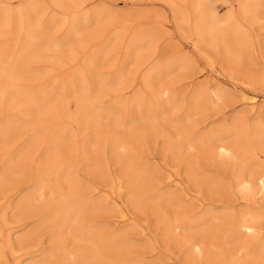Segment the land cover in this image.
Listing matches in <instances>:
<instances>
[{"label": "rangeland", "instance_id": "rangeland-1", "mask_svg": "<svg viewBox=\"0 0 264 264\" xmlns=\"http://www.w3.org/2000/svg\"><path fill=\"white\" fill-rule=\"evenodd\" d=\"M77 1L82 0L65 1V4H62L64 6H60L53 0H4V4L12 8H21L24 4L30 5L34 2L47 6L42 20L45 24L53 25L52 30L56 32L60 42L68 35L72 20L76 18L82 20V26L70 38L65 47L51 46L41 53L42 57L35 62L34 74L30 77L33 80L24 81L23 84L28 86L29 90L47 89L49 93H54L71 84L76 80L77 75L85 74L88 87L95 91L98 85L92 77L91 68L92 65L99 64L100 72L104 77L103 79L101 77L99 81L101 80L102 83L104 81L103 84H105L102 85L105 95L102 106L119 110L121 119L129 123L128 129L121 126L113 128L109 125L112 118L100 116L99 123L104 136L109 137L115 133L127 142L129 138L133 140L134 135L137 136L139 133H152L151 137H147V139L150 138L149 141L145 139L146 141L141 143L142 145L137 143L134 151L141 154L139 159L140 156L142 158L145 156L143 161L140 159V163H143L141 164L146 181L143 183L137 180H135L137 182L130 181V171L125 169L123 165L127 158V153L124 156L127 149L124 148L120 150L121 155L118 154L117 157L108 145L106 148L104 144V148L103 144H99V148L97 146L95 149L101 147L100 151L102 148L105 150L99 154V156L103 152L105 154L102 155L105 173L100 174L92 169L90 164L94 162L95 154L99 150L92 151L94 157L90 156L91 153H89L90 158L83 160L82 151L88 140V130L82 132L72 118L61 115L50 128L54 130L62 128L64 134L72 133L75 137H69L67 144L60 149V155L64 160L71 162L72 170L78 178L79 187L73 190L66 181H62L59 187L52 178H49L51 180L50 185L41 188L40 179L44 177L43 173L50 171L55 166L52 162L55 151L50 152L51 156L47 155L48 150L45 142H42L31 151L28 157H18L20 151L33 138V132L30 129V131L25 130L22 135L16 138L17 140L13 139L11 140L13 142L7 141L4 145H0V225L4 230L0 235V248H3L6 253V264H15L17 260L26 257L29 259L25 260L24 264H33L35 260L42 263L44 258L50 259L58 251L61 253L58 252L59 255L63 256H61V262L57 264H81L88 254V245L84 242L75 241L69 229L62 226L63 214L58 219L55 218L50 213L49 206H51L52 198H55L59 193L72 195L75 192L72 197L76 199L91 190L87 187L95 188L91 194L94 198L91 200L95 202L101 200L100 202L105 204H102L104 211L101 209L95 211L96 213L83 215L85 220L83 222L88 224L85 227H90V223L94 224L97 233L110 237L109 244L114 245V241H128L120 242L122 243L118 245L119 248L121 247L120 249L114 247L109 250L110 245L106 244L107 248L98 254L97 259L84 264H128L127 260L133 262L129 264H139L140 261L143 264H192L191 258L193 264H199L201 262L200 255L193 250H187L188 245L182 246L185 244L182 237L185 239L194 235L198 236L203 229L211 233V235L207 234L201 242L203 259L208 264H218L221 255L227 252L233 255L232 260L236 261L235 264H249L245 262L246 248L239 249L238 243L227 241V239H231L227 236L230 233L231 215L242 209L261 212L264 231V200L261 199V196H257L254 200L243 198L236 188V177L239 169L235 162L228 157L222 158L218 155L219 158H217L216 154H212L210 143H206L208 146L203 145L204 143H200V139L195 138L198 141H192L190 145V141L186 137L187 133H184L183 130L187 132L186 129H197L196 132L194 131L197 134L194 137L200 138L203 135V133L201 134L203 127L207 131L211 126H215L209 130L215 132L214 128L218 126L217 129H220L219 126L225 124L223 125L224 129H227L226 134H224L228 141L233 145L238 146V143H241L242 147L245 146H243V132L239 133L242 130L239 129L242 128L240 125L244 123L242 119L249 118L245 122L249 121L248 124L258 121L255 115L260 114L257 112L261 111L258 105L264 99V0L263 4H260V6L262 5L261 8L258 6L259 10L257 8L255 11L246 14H244L242 6L249 0H205L222 19L219 26H225V19L233 14L232 24L238 26L242 36L244 35L246 42L242 43L239 40L240 43L236 41V44L233 40L232 48L229 44V50L231 48L235 52V48H237L236 51L241 52V57H243V62L237 65H230L224 61L223 55L226 54L227 50L221 44L220 36L212 39L211 43H199L196 23L200 8L196 6V0H83V7L77 6L75 4ZM108 6L107 13H104L105 10L103 9ZM176 8L178 9L176 10ZM0 9L2 8L0 7ZM110 11H117L114 18L109 15L111 14ZM89 15L92 18L88 19ZM108 26V32L103 34ZM8 30V35L0 36V45L10 44L18 53L22 44L16 38V24L12 23ZM134 40H136L134 51L129 54V46ZM234 46L235 48H233ZM76 50L79 53L73 56L71 53L76 52ZM154 67L160 68V74L155 80L157 83L154 84V87H148L144 80ZM121 71H123V76H120ZM254 75L259 82L249 83V77ZM234 80L239 87L232 83ZM215 81H221L227 89L225 94H222L223 99L210 95V92L215 89L211 84ZM247 86H249L248 88L254 87L255 90L261 92L259 103L254 104L256 107L245 100L242 91H240L241 89L246 94L251 95L250 91L242 89V87L246 88ZM165 89H170L173 92V95H170L171 93L163 94L161 99L162 106L168 100L170 102L172 100L170 104L174 105V107L170 106V109H168L169 104L163 106L165 107L163 109L166 110L165 116L169 120L161 115L163 109L162 106L159 107L160 103L157 96L159 92ZM201 89L203 90L201 91ZM199 90L201 93L205 90L206 93L203 92L201 98L197 99L199 101L196 102L194 97L196 93L198 95ZM211 97L212 100L210 101ZM176 99L180 100L173 103V100ZM136 101L141 103L142 110H146V117L149 113L152 115L151 119L147 120L146 117H144L146 120L143 121L137 119V111L134 108ZM176 104L178 105L176 106ZM13 106L15 105L10 104L8 99L3 102L0 110V124L26 118L24 113L28 109L26 105ZM171 109L174 110L171 111ZM69 110L72 114L77 111L75 98H70ZM151 111L156 114V117ZM261 113L264 117V111ZM235 116L241 118L243 123L237 124L239 120ZM235 128H237L238 133H236V139L239 138L237 141L235 137L234 140L232 138V133L235 134ZM261 128L259 129L260 134L263 132L264 125ZM192 130L190 131L192 132ZM198 130L199 132H197ZM213 132L211 133L213 134ZM222 132L218 131V134H223ZM198 133L201 135L198 136ZM215 133L217 134V131ZM215 136L213 137L216 138ZM261 137L264 138V133ZM261 137L256 136V139L261 140ZM167 139L170 140V143L166 141ZM259 141L257 140V145L260 146ZM177 145L179 148L175 147L174 150L173 147ZM137 148L140 151L137 150L136 152ZM257 149L255 151L253 148L254 152L258 154L255 159L264 163V153L260 148L257 147ZM121 156L125 159L123 160ZM9 162L19 163L25 167L22 172L10 173L8 170ZM188 164L195 168L196 174L200 171L202 175L200 173L198 175L201 177L189 175ZM169 176L171 179H176L179 186V189L176 190L178 194L176 195L175 190H172L173 195L180 196V199L185 196L184 203L180 199L181 202L176 201L178 199L173 201L176 196L174 198L165 197L164 194H161L165 190L164 185L169 180ZM148 180L163 181L158 188L156 187V190L158 189V194L162 195V199L159 198L165 201L161 202L159 198H153L157 193L153 189L154 183L152 182L150 185ZM121 185L122 187H120ZM143 190L149 191L146 198L152 201L147 203L149 200L146 199L147 201L145 200L142 206H138L135 202V196L139 194L138 191L142 193ZM151 195L153 196L151 197ZM28 196L33 197L32 210L15 214L18 213V207L23 198ZM114 200L118 201V205L124 210L126 217L120 216L116 212V208L108 204ZM172 202H176L177 205L171 206ZM185 207H191L195 212L202 209L208 210L207 212L212 219L207 223H203L205 220L202 221L200 226V222L194 221L196 225L193 222L198 217L192 218L191 226L197 228L198 225V230L186 233L184 228L180 226L175 230L176 233H173L175 235L172 234L170 237L167 234L168 230H166L164 220L169 218L174 222L178 219L174 225L177 223L180 225L179 212ZM5 209L9 211L8 223L2 219ZM50 215L53 219L50 218ZM174 216L177 218L174 219ZM42 220H49V224L45 222L46 227L39 228ZM89 220L90 222H87ZM73 221L72 224L78 222ZM11 227L16 232L15 237L27 235L32 237L30 241L16 245V251H12L8 242L7 235L13 231ZM60 230L61 233L65 231V234L60 233L59 236L55 237V232ZM120 237L121 239H119ZM180 240L184 241H181L183 242L181 246ZM225 240L227 243H224ZM236 247L238 248L236 249ZM191 252L193 256L189 255ZM218 253L219 255H217ZM196 257L200 258L198 259L200 262ZM54 261L56 263L55 258ZM3 262L4 260L0 256V264Z\"/></svg>", "mask_w": 264, "mask_h": 264}, {"label": "bare ground", "instance_id": "bare-ground-1", "mask_svg": "<svg viewBox=\"0 0 264 264\" xmlns=\"http://www.w3.org/2000/svg\"><path fill=\"white\" fill-rule=\"evenodd\" d=\"M5 1H8V0H5ZM53 1L56 4H59L60 6H64L62 4L63 3L65 4V1H70V0H53ZM196 1H197L196 6L200 8V12H199L197 23H196V28H197L198 35H199V39H198L199 43L200 44L211 43L212 39H216L217 36H220L221 37V44L224 45L225 49L227 50L225 52L226 54L223 55L224 61L230 65L241 64L243 62V57H241V52L236 51L237 48H235V46L233 47V48H235V52H233L231 49L232 48L231 43L233 40L235 41L234 43H236V41H239V40H241V42L243 43V42H246V40L244 38V35L242 36V32H240L239 27L232 24L231 18H233V14H231L229 17H227L225 19L226 25L221 27V26H219V24H220L222 19L219 17L217 11L211 9L210 6L205 2V0H196ZM262 2H263V0L246 1V3L242 6V10H243L244 14L249 13L251 11H255L258 8V6H260V4ZM83 3L84 2L82 0L80 2L77 1L75 4H77V6H79V7L80 6L83 7V5H84ZM8 4H11V3H8ZM261 6H260V8H261ZM0 7L2 8V9H0V36L1 35H8L9 34L8 28L11 26L12 23H15L16 28H17L16 38H17V41L21 42V44H22L21 50L18 53L15 52L14 46H12L10 44L9 45H3V44L0 45V110L2 109L1 107L3 105V102L7 99H8V102L10 104L15 105L13 107H18L21 105H26L28 107V109L24 112L25 116H26V118L24 120L9 121V122L0 124V145H4L5 143H7V141L13 142L11 140L18 138V136L22 135V133L25 130L30 129L33 132V138L31 141L29 140L30 143H28L26 145V147L22 151H20V153L18 154V157H20V156L21 157H28L31 154V151L34 148H36V146L38 144L39 145L42 144V142H45L44 144L48 150L46 152L47 155L51 156L50 152L55 151V154H53V156H52V158H53L52 162L55 164V166L50 171H45L43 173L44 177H42L40 179L41 188L49 186L50 181H51L49 178H52L55 181V183L57 184V186L60 187V184L62 183V181H66L73 188V190H76L79 187V185L77 183L78 178L76 176V173L72 170L71 162L64 160V158L60 155V149L67 144V142L69 141V137L70 136H72L71 138H75V137H73L72 133L67 132L64 134L62 128H60V129L58 128L55 130L50 128L51 126L54 125V123L57 121L59 116L67 115L68 117L73 119V122L76 123L79 130H81L82 132L83 131L86 132L88 130V140L85 143L83 151H82L83 160H87L90 158L88 155L89 153L92 154V155L90 154V156H93L94 152H92V151H95V150L98 151L99 150L98 153L96 152L97 154H95L96 157L94 158L95 159L94 162L92 161L93 163L90 164L92 169H95L100 174L105 173L104 158H102L103 157L102 155L104 154V152L102 155L99 156L101 151L102 150L105 151V150L102 148V150L100 151L101 147H100V149H95V148H97V146L99 148V146H100L99 144H103L104 148H105V145H106V148L108 145L111 148L112 152H115L117 157L119 156L118 154H120V150L124 148L125 150L127 149L128 151L126 150L127 151L126 152L124 150L125 151L124 156H126L125 153H127V156H126L127 158L126 159L124 158L125 163L123 165H124L125 169L130 171V174H131L130 181L132 180L134 182L135 180H137L140 183L145 182L146 177L143 173V165H142L143 163L142 162H141L142 164L140 163V159H142L141 161H143V158L145 156L143 158L140 156V159H139V155H141V154H137L134 151H135V147H137V143L142 145L141 143H144L146 140L149 141L148 139H150V138L147 139V137H151L152 133L151 132H150V134L139 133L137 136L134 135L133 140H132V138H129L128 139V141L130 140L129 142L124 141L122 139V137H119L115 133L111 134L109 137L104 136V133L101 130V126L99 123V117L100 116H104L105 118H112V120L109 122V125L113 128L121 126L125 129H128L129 123L126 120L121 119L119 110H117V109L115 110L114 108L113 109L105 108L102 106L103 99L105 96L103 94V87L104 86H102V85H105V84H103L104 81H103V83L101 82V80L99 81V79L102 77V74H101L100 68H99L100 67L99 64L92 65V68H91L92 77L98 85V88L95 91L90 90V88L88 87L87 76L85 74L77 75L76 80L71 82V84L64 86L60 91H57L54 93H49L47 91V89L34 90V91L29 90L27 88L28 86L23 84L24 81H32L33 80V78H30V77L34 74L35 62L38 61L42 57L41 53L51 46L52 47H58V48L65 47V45L68 44V41L70 40V38L73 37L77 33L79 28L82 26V23H81L82 20L77 19V18L72 20L68 35L66 36V38L63 41L60 42L57 39L58 37L56 36V32L55 31L53 32V30H52L53 25L45 24V22L42 20V16L47 10V6H43L40 3L34 2L30 5L24 4L21 8H19V7L18 8H12V7H9L8 5L4 4V0H0ZM108 8H109V6L107 8H104L103 10H105V11H103V12L107 13ZM177 9L178 8H176V10ZM258 10H259V8H258ZM110 13L111 14H109V15H111V17L114 18L117 14V11H110ZM87 18L88 19L92 18V16L89 15ZM108 29H109V26L104 30L103 34L107 33ZM238 43H240V41ZM135 44H136V40H134L131 43V45L129 46V54H131L134 51ZM229 44L231 47L230 50H229ZM236 47H237V45H236ZM223 51H224V49H223ZM223 51H222V53H223ZM78 53H79V51L76 50V52L74 51L71 54L73 56H76V55H78ZM238 54H240V55H238ZM120 73H122L120 76L124 75L123 71H121ZM159 74H160V68L154 67L152 69V71L150 73H148V75L145 77L144 83L148 87L149 86L154 87V84L157 83L155 80L158 78ZM103 78L104 77H102V79ZM207 82L209 83V81H207ZM258 82H259L258 78H256L255 75L249 77V83L255 84ZM232 83L236 87H239V85L237 83H235V80ZM211 86L215 87V89L210 92V95L212 97L216 96L217 98H221L222 94L224 95L225 94L224 92L227 91V89L222 85L221 81H215L213 84H211ZM248 87L249 86H247L246 88L242 87V89L250 91V93H252L251 95L246 94V92H243V90H241V89H240V91H242L241 93H242L244 99L247 100L249 103L253 104L252 106L254 107L255 106L254 104H258L260 101L259 100V94H261V92L255 90L254 87H250V88H248ZM170 89H165L162 92H159V94L157 95L158 99H159V103H160L159 104L160 108L162 106V100L161 99L163 98V94L166 95V94L171 93L170 95H173V92H171L172 90H170ZM202 90L203 89H201V91ZM197 91H198V89H197ZM201 91L198 92V95L196 93V95L194 97V99H196V102L199 101L197 99H200L201 98L200 96L202 95V93L205 92V90L202 93H201ZM170 97L172 98V96H170ZM212 97H211L210 101L212 100ZM70 98H75L76 102H77V111L73 114H72V112L70 113V110H69ZM222 99H223V97H222ZM179 100L180 99L173 100V103H175L176 101H179ZM167 102H165L167 104L163 103V106L164 105L167 106L169 104L168 109H170V106H172V104H170V103H172V100H171V102H170V100H168ZM194 102H195V100H194ZM177 105L178 104H176V106ZM163 106H162V109L165 108ZM258 106L261 109V111H264V99H262L260 105H258ZM172 107H174V105ZM134 108L137 111L136 114H137V119L139 121L151 119L152 115H150V113L147 114V117L145 116L146 110H142V105L140 102L136 101L134 103ZM173 110L171 109V111H173ZM261 111H257V112H260V114L258 113V114H256L257 116L255 115V117L258 118V119H256L258 121L254 122V123L251 122V124H248L249 121H247V123H245L246 120H248L249 118H246V119L243 118L242 119L244 121V123H243V121L241 122V118L239 119L235 116V118L239 120V123H237V124H241V123L244 124V126H243V124L240 125V126H242V128L239 126L240 127L239 129H242V130L239 131V129H238V131H239V133L241 131L243 132L242 133L243 142H244L243 146L245 145L244 146L245 148L242 147L241 143H238V146H237V145L231 144L228 141L227 137H225V134H226L225 132H226L227 128L224 129L225 127L223 126L225 124H223L222 126H219V128L221 127L220 129H217L218 126H217V128H214V130L217 131V134L215 133L216 131L215 132L209 131L215 126H213V127L209 126L211 129L209 128V130L205 131L206 129H204V127H203L204 124H203V126H202L203 129H201L202 132L200 131L201 134L203 133V135L198 133V136L201 135L200 138H198L197 136L194 137V135L196 134V133H194V131L196 132V130H197L196 128H195L196 130H192L193 128L190 129V130H192L193 134L188 129H186L187 132H185L183 130L184 133H187L186 137L190 141V143H189L190 145H191L192 141L193 142L198 141L195 138L200 139L201 142L200 141L199 142L202 144L204 143L203 145H207L206 143H210V148H211V151L213 152L212 154H216V157L218 155L221 156L222 158L228 157L229 159H232L235 162V164L238 166V169H239L237 177H236V188L242 194L243 198H246L248 200H254L257 196H261V199L264 200V163H261L260 161H257L255 159L256 155H258V154L254 152V150L255 151L258 150L257 149V147H258L264 153V144H263L264 138L261 137V136H263L264 128L262 130L263 132L261 133L262 135L260 134V131H259V129L264 125V117H262ZM167 112H169V111H167ZM151 113L154 114L153 116L156 117V114L154 112L151 111ZM169 114H172V113L169 112ZM149 115H150V118H148ZM158 115H160V114H158ZM161 115L166 117L165 116L166 110L163 109V111H161ZM144 117H146V119ZM238 117H239V114H238ZM235 118L232 120V123L235 120ZM162 119H164V118L162 117ZM166 120H169V119L166 117ZM260 121H263V122L261 123ZM222 127H223V129H222ZM226 127H227V125H226ZM237 128H235V131L237 130ZM230 130H231V128H230ZM218 131L219 132L224 131V132H222L223 134H221V133L218 134ZM235 131H234V133H235L234 135L232 133L233 140H234V137L236 139V136L238 134L237 131L236 132ZM155 132H157V131H155ZM197 132H199V130ZM211 132H213V134L216 135L215 136L216 138L213 137L214 135ZM227 132H228V130H227ZM162 134H163V132H162ZM156 135H157V133H156ZM227 135L229 136V134H227ZM256 136H259V138L261 137L263 139V141H262V139L261 140L256 139ZM132 137H133V135H132ZM155 137H158V136H155ZM212 139H214V141H212ZM229 139H231V137ZM240 139H242V138H240ZM237 140H239V138H237L236 141ZM257 140L258 141L260 140L258 142L259 144L261 143L260 146L257 145ZM154 141H155V139H154ZM166 141L168 143H170L169 139H167ZM227 143H229V144H227ZM175 147L179 148V145L174 146L173 147L174 150L176 149ZM253 148H254V150H253ZM137 150H138V148L136 149V152H137ZM138 151H140V150H138ZM121 153L123 154V151ZM122 157L123 156H121V158ZM146 157L148 158L149 156H146ZM217 158H219V157H217ZM147 160H145V161H147ZM149 162H148V164H149ZM87 165H89V164H87ZM24 167L25 166H23L22 164L14 163V162H12V163L9 162V164H8V170L10 173L22 172ZM144 170H145V168H144ZM187 171H188L189 175H192L194 177L200 173V171H199V173L196 174L197 172H196L195 168L189 164L187 166ZM200 174L202 175V173H200ZM201 175H198V176L201 177ZM205 179H206V177H205ZM137 181H135V182H137ZM148 181H149L150 185L153 182V180H148ZM211 181H213V180L211 179ZM161 182H163V181L158 180V182H157L156 180H154V182H153L154 183V185H153L154 191L156 190V187L158 188V186L160 185ZM206 182H208V181L206 180ZM0 183H1V180H0ZM155 183H156V185H155ZM165 183H166L164 185L165 190L164 189L163 190H164V192L165 191L166 192L165 193L163 192L161 194L162 195L164 194L165 197L169 196V197L174 198L178 194L176 190L179 189L177 180L171 179V177H170L169 180H167ZM150 185H149V187H150ZM120 187H122V185ZM84 188H86V186H84ZM87 188L91 189V190L87 191L84 195L80 196V198H76V199H75V197L74 198L72 197L75 192L72 195L59 193L55 198H52V200L50 201L51 206H49V208H50L49 210L51 211L50 213H52L53 214L52 216H54L55 218L58 219V217H60V215L63 214L64 217L62 219V226L64 228L69 229V231L72 234L73 239L75 241H78V242H82V243L84 242L88 245V247H87L88 254H87L86 258L84 259V261L81 262V264L88 263V262L91 263V261H94L95 259H97L98 254L107 248L106 244L110 245L109 250H112L114 247H118L120 242L124 243V242L128 241V240H122L120 242L114 241V245L109 244L108 240L110 239V237H105L104 234H103L104 235L103 236L102 234L97 233V230H96V227L94 224L90 223L89 224L90 227L88 226L89 228L85 227V225L87 223L85 224L83 222V221H85L83 215H86L87 213L92 214L95 211H99L103 208L102 206L105 204V203H101L100 199H99L100 201H98V202L91 200L92 198H94L91 194L95 191L94 190L95 188H91V187H87ZM157 190L155 192L157 194H155V195L153 194L154 199H157L159 197L161 198V196H162L161 194H158L159 190H158V192H157ZM172 190H175V192H176L175 196L173 195ZM145 191L142 193L140 191H138L139 194H136V196H135V199H136L135 202L138 206H142L144 201L146 199H148V198H146V194H147V192L149 193V191H146V192ZM154 191H152V192L154 193ZM152 192H150V194H152ZM150 194H148V195L150 196ZM165 194H167V195H165ZM148 195H147V197H148ZM153 195H151V197ZM176 197H178V196H176ZM176 197L173 201L178 199L176 201L181 202L180 200H182V202L184 203L183 200H184L185 196L184 197L182 196V199H180V196L178 198H176ZM170 199H172V198H170ZM150 200L149 201L146 200L147 203H150ZM32 201H33V197L28 196V197L23 198L20 205L18 204L19 205L18 213H15V214H21L23 212L31 211L33 208L32 207ZM114 201H111L108 204L115 207L116 212H118L120 214V216L126 217L124 210L118 205V201H116V200H114ZM162 201H165V200H161V202ZM151 203L154 204V202H151ZM172 203L173 204H170V203L169 204L171 206L176 204V202L175 203L172 202ZM52 206H54L53 209H51ZM104 207H106V206H104ZM109 208H110V206H109ZM159 208H161V206ZM105 209H107V208H105ZM157 209H158V204H157ZM115 210H113V211H115ZM102 211H104V210L102 209ZM182 211L179 212L180 214L178 217V218H180V221H179L180 225H178V223H177V225H174V222L176 220L178 221V219H176L177 217L175 218V216L173 217L174 219H176V220H174V222L172 219H171L172 220V222H171V220H169V218L164 220V222L166 223V230H168L167 234H169L170 237L172 236L173 233H176L175 230H177V228H179L180 226L182 228H184L186 233H189L190 231L198 230V228H199L198 225H197V228L195 226H191L192 225V222H191L192 218L198 217V219L193 220V222L194 221L200 222L201 223L200 226L202 225V221L205 220V222H203V223H207L212 219V217H210L209 213L207 212L208 210L202 209L201 211L199 210V211L195 212L194 209H191V207H189V208L185 207L184 209L182 208ZM52 216L50 217L51 219H53ZM2 219L6 222H7V220H9L8 209L4 210L3 215H2ZM47 219H45V220H47ZM51 219H50V223H51ZM57 219H55V220H57ZM45 220H42L39 228H42L43 226L46 227L45 225L49 224L48 223L49 220L48 221H45ZM73 220H76L78 222L75 224H72V222H74ZM91 221H93V220H91ZM229 221H230V218H229ZM45 222H47V224H45ZM52 222H54V221H52ZM87 222H90V220ZM230 223H231L230 233H228L227 236H229L231 239H227V241H229V242L232 241V242L238 243L240 245L239 249L246 248V261L245 262H248L249 264H264V231L262 228L263 227L262 213L257 212L256 210H252V209H250V210L242 209V210L238 211L237 213L231 215V222ZM195 225H196V223H195ZM91 226H92V228H91ZM11 229L13 230L12 227H11ZM61 230L58 232H55L56 233L55 237L59 236V234L61 233ZM3 231H4L3 227L0 225V235L2 234ZM64 232H62L61 234H65ZM15 233H16L15 230H13V231L9 232V235H7L8 242H9V245H10V248L12 249V251H16V245L22 244L24 242H28L32 239L31 235L16 236L15 237ZM113 234H116V233H113ZM207 234L211 235L210 231H205L203 229L202 232H200L198 234V236L194 235V236H191V237H188L185 239L181 236L182 239L185 241V244L182 246L186 247L185 245H188V248L186 247L187 250H189V249L191 251L193 250L194 252H197V254L200 255L201 259L196 257L197 260L198 259L201 260V262H200V260H198L200 262L199 264H208V262L203 259L204 258V255L202 254L203 248L201 246V242H203V240L206 238ZM173 235H175V234H173ZM119 239H121V237ZM174 240H176L175 237H174ZM183 240H180V243H179L180 246H181V244H183V242H184ZM181 241H183V242H181ZM227 241L225 240L224 243L225 242L227 243ZM122 243H120V244H122ZM175 243H176V241H175ZM229 245L231 246L232 244L230 243ZM120 248L118 247V249H120ZM237 248L238 247H236V249ZM58 252L60 253V251H58ZM58 252H56V254H54L50 259L44 258V260L41 261L42 263H39L40 261L35 260L33 262V264H57V263L61 262V256H63V255L60 256ZM222 252H223V250H222ZM186 253H187V251H186ZM192 254L193 253L191 252V254H189V255L191 256ZM217 255H219V253ZM0 256L4 260V262L2 264H6L7 256H6V253H5L3 248L2 249L0 248ZM54 258L56 259V263L54 261ZM232 258H234L232 254H229L228 252L223 253L220 257V260L218 259L219 262L218 261L217 262H218V264H235L236 261L235 260L233 261ZM28 259H29V257L19 259L16 261L15 264H24L25 260H28ZM129 259H130V257H129ZM194 260H196V259H194ZM207 260H208V258H207ZM127 262H128V264L133 263L131 260H129V261L127 260ZM138 263H139V261H138ZM140 263L143 264L142 261H140ZM191 263L193 264L192 258H191ZM195 263H197V262H195ZM125 264H127V263H125ZM135 264H137V263H135Z\"/></svg>", "mask_w": 264, "mask_h": 264}]
</instances>
